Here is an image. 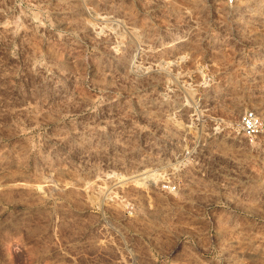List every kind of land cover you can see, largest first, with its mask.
I'll return each instance as SVG.
<instances>
[{"label": "rangeland", "instance_id": "rangeland-1", "mask_svg": "<svg viewBox=\"0 0 264 264\" xmlns=\"http://www.w3.org/2000/svg\"><path fill=\"white\" fill-rule=\"evenodd\" d=\"M0 264H264V0H0Z\"/></svg>", "mask_w": 264, "mask_h": 264}, {"label": "built area", "instance_id": "built-area-1", "mask_svg": "<svg viewBox=\"0 0 264 264\" xmlns=\"http://www.w3.org/2000/svg\"><path fill=\"white\" fill-rule=\"evenodd\" d=\"M226 4H233L236 0H219ZM241 128L243 133L250 137L255 134L256 132V118L253 116L252 113H244L240 118Z\"/></svg>", "mask_w": 264, "mask_h": 264}, {"label": "bare ground", "instance_id": "bare-ground-1", "mask_svg": "<svg viewBox=\"0 0 264 264\" xmlns=\"http://www.w3.org/2000/svg\"><path fill=\"white\" fill-rule=\"evenodd\" d=\"M108 18V17H107ZM116 18V17H115ZM112 20H113V18H112ZM118 20V19H117ZM117 20H113V21H115V23L114 24H116V22H118ZM254 20V19H253ZM257 20V19H256ZM257 21H259V19L257 20ZM111 22V21H110ZM120 23V22H119ZM118 23V24H119ZM117 24V25H118ZM130 32H132V34H133V30H130ZM135 33V32H134ZM166 66V65H165ZM184 129V128H183ZM184 131H186L190 136H191V139H195V137L196 136H194V131L192 132V130L189 128V127H185V129H184Z\"/></svg>", "mask_w": 264, "mask_h": 264}]
</instances>
